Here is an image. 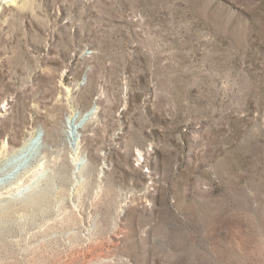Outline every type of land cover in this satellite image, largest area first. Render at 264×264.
Returning <instances> with one entry per match:
<instances>
[{"label": "rangeland", "instance_id": "1", "mask_svg": "<svg viewBox=\"0 0 264 264\" xmlns=\"http://www.w3.org/2000/svg\"><path fill=\"white\" fill-rule=\"evenodd\" d=\"M0 161V264H264V0H0Z\"/></svg>", "mask_w": 264, "mask_h": 264}, {"label": "bare ground", "instance_id": "2", "mask_svg": "<svg viewBox=\"0 0 264 264\" xmlns=\"http://www.w3.org/2000/svg\"><path fill=\"white\" fill-rule=\"evenodd\" d=\"M37 139H38V135L35 133V134L29 136L20 147L15 149L13 154H11V156L9 158V159H11V162L8 163L9 164L8 168H11L12 165H16L17 163L23 161L26 157H28L31 154L34 146L36 145ZM7 159L8 158L3 159L2 162L7 160ZM0 163H1V161H0ZM0 165H2V164H0ZM0 171H3V168ZM1 175L2 174H0V176Z\"/></svg>", "mask_w": 264, "mask_h": 264}]
</instances>
